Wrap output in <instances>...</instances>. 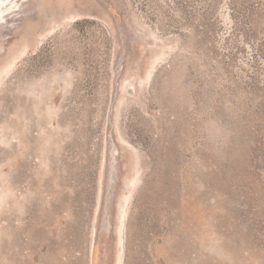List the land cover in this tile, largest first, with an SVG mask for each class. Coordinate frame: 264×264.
I'll return each instance as SVG.
<instances>
[{
	"label": "rangeland",
	"instance_id": "374dc122",
	"mask_svg": "<svg viewBox=\"0 0 264 264\" xmlns=\"http://www.w3.org/2000/svg\"><path fill=\"white\" fill-rule=\"evenodd\" d=\"M2 7L0 264H264V0Z\"/></svg>",
	"mask_w": 264,
	"mask_h": 264
},
{
	"label": "bare ground",
	"instance_id": "6f19581e",
	"mask_svg": "<svg viewBox=\"0 0 264 264\" xmlns=\"http://www.w3.org/2000/svg\"><path fill=\"white\" fill-rule=\"evenodd\" d=\"M6 1H7V0H0V18L3 17V11L6 10L5 8L2 7V4H4ZM10 3H12V1H11ZM6 8H7V7H6ZM13 12H14V11H12L11 13H13ZM155 58H156V57H155ZM12 67H13V66H12ZM152 67H154V62L152 63ZM151 72H152V69H149V70H148L147 78L150 77ZM148 80H149V79H148ZM129 186H130V190H132L133 187H134V183L132 182ZM129 199H130V195L127 194L126 197H125V199H124V204H125V206L128 204ZM123 214H124V212L121 213V221L123 220ZM122 223H123V222H122ZM122 223H121V224H122ZM121 227H122V225H121ZM118 233H119V232H118ZM118 264H121V263H118Z\"/></svg>",
	"mask_w": 264,
	"mask_h": 264
}]
</instances>
